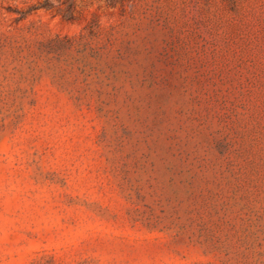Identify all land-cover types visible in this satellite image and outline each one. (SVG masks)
<instances>
[{
  "label": "rangeland",
  "instance_id": "rangeland-1",
  "mask_svg": "<svg viewBox=\"0 0 264 264\" xmlns=\"http://www.w3.org/2000/svg\"><path fill=\"white\" fill-rule=\"evenodd\" d=\"M0 264H264V0H0Z\"/></svg>",
  "mask_w": 264,
  "mask_h": 264
}]
</instances>
